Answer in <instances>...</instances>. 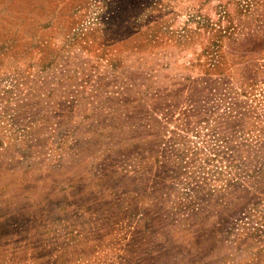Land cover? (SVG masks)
Listing matches in <instances>:
<instances>
[{
	"label": "rangeland",
	"instance_id": "374dc122",
	"mask_svg": "<svg viewBox=\"0 0 264 264\" xmlns=\"http://www.w3.org/2000/svg\"><path fill=\"white\" fill-rule=\"evenodd\" d=\"M0 264H264V0H0Z\"/></svg>",
	"mask_w": 264,
	"mask_h": 264
}]
</instances>
